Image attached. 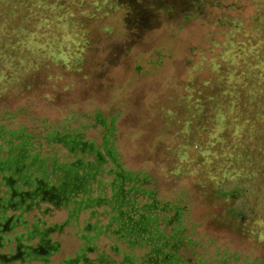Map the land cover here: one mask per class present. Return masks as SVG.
I'll list each match as a JSON object with an SVG mask.
<instances>
[{"label": "rangeland", "instance_id": "374dc122", "mask_svg": "<svg viewBox=\"0 0 264 264\" xmlns=\"http://www.w3.org/2000/svg\"><path fill=\"white\" fill-rule=\"evenodd\" d=\"M66 1L56 11H64L63 21L47 30L60 49L69 44L75 51L83 47L82 58L59 57L46 67L40 65L26 82L0 88V127L31 135L42 157L55 155L60 162L69 161V152L47 143L51 131L76 132L97 145L104 133H112L109 139L124 166L147 175L162 201L182 208V225L192 239L181 253L184 261L264 264V212L256 213L264 198L242 188L233 192L236 183L227 182L226 192L211 184L204 175L209 168L204 172L199 167L211 148L214 127L208 122L205 130L184 129L179 118L162 113L176 105L180 95L197 96L195 84L200 87L211 79L208 66L225 53L230 41L227 27L219 26L218 19L224 14L249 19L254 3L120 0L124 7L117 15L96 20L82 15L75 0ZM77 11L76 46L68 41L67 23L72 18L66 15ZM200 144L201 154L196 151ZM0 156L6 158V152L0 151ZM182 157L188 162L179 163ZM64 219L65 213L58 212L46 221L50 225ZM77 229L80 226L73 225L54 237L60 248L47 264H67L76 256L83 246ZM105 243L102 237L100 250ZM12 249L6 246L3 252ZM95 256L87 253L89 259Z\"/></svg>", "mask_w": 264, "mask_h": 264}, {"label": "trees", "instance_id": "16d2710c", "mask_svg": "<svg viewBox=\"0 0 264 264\" xmlns=\"http://www.w3.org/2000/svg\"><path fill=\"white\" fill-rule=\"evenodd\" d=\"M63 1L66 0H0V88H14L26 82L40 65L46 67L59 57L66 61L79 55L82 58L83 47L75 51V46L69 44L60 49V44L53 43L51 29L47 30L63 21L64 11L56 14ZM248 1L254 3L249 19H233L224 14L217 21L219 26L227 27L230 41L225 53L208 66L213 73L211 79L200 87L195 84L197 96L180 95L179 102L165 107L162 113L179 118L183 128L192 131L205 130L209 122L215 133L205 163L199 167L204 172L209 168L210 173L204 175L225 192L226 183L232 182L236 183L233 192L242 188L264 198V0ZM74 2L75 7L82 9V15L96 20L117 15L124 7L120 0ZM78 13L66 15L72 18L67 23L68 41L76 46L80 41L76 39L79 33L73 18ZM111 134L104 133L102 143L97 145L76 132L51 131L47 143L64 146L69 152V161L60 162L55 155L42 157L31 135L0 127V151L11 157L7 160L0 156V171L10 173L15 180L14 184L5 181L0 185V197L5 199V203L0 201L1 264L34 261L26 255L18 257L17 247L11 253L3 252L6 246L17 244L18 239L26 241L15 230L23 228L28 236L35 226L40 231L44 229L50 214L44 203L40 207L34 205L33 210L15 207L21 201L19 193L25 195V203L31 202L23 192L31 189V193L38 189L34 198H41L45 190L59 197L61 201L56 205L55 198L51 210L64 211L68 227L80 226L77 234L92 247L88 252L96 256L88 258L87 263L79 260V264H193L181 257L185 247L192 245L182 225V208L162 201L149 186L147 175L124 166L109 139ZM201 147L200 144L196 150L200 154ZM182 160L178 162H188L184 157ZM38 175L44 179L42 182L36 180ZM52 185L61 193L51 190ZM4 208L10 213L1 219ZM257 208L256 213L264 212V200ZM18 210L19 221L14 214ZM102 237L108 243L100 250L98 242Z\"/></svg>", "mask_w": 264, "mask_h": 264}, {"label": "flooded vegetation", "instance_id": "af4514ba", "mask_svg": "<svg viewBox=\"0 0 264 264\" xmlns=\"http://www.w3.org/2000/svg\"><path fill=\"white\" fill-rule=\"evenodd\" d=\"M6 158H7V160L9 158H11L10 154L7 153L6 154ZM25 160L27 161V160H29V158H27L25 156ZM36 180L38 182H42L44 179L41 178L40 175H38L36 177ZM5 181H7V183H9V181H13L12 182L13 184L15 183L13 175H11L10 173H6L5 171L2 170V171H0V185H2L3 182H5ZM51 190H56L58 193H61L54 185H52ZM37 191H38V189L33 191V193H31L32 189H31V191H29V190L23 191L24 194H26V197L31 199L30 203H25V200H24V196L25 195H23L22 193H19L18 195H19V197H21V201L19 202V204L16 203V205L15 204H13V205H15V207L18 205L16 208H18V207L23 208V206H26L28 210H33L34 205H36L37 207H40L41 203H44V205H45V207L47 209L46 212L49 211V213H50L47 216V218L48 217H50V218L54 217L55 214L58 213V212H64V211H61V210L60 211H55V210L52 211L51 210V209H53L51 207V205L54 203V199L55 198L57 199V201L55 202L56 205L61 201V199L59 197L53 195L50 191L48 192L47 190H45V191H43V196L41 198H34V197H36L35 195H36ZM62 192H64V191H62ZM15 193H16V191H14L11 194L12 195L11 196L12 200L14 198ZM32 194H34V195H32ZM63 194H65V193H63ZM4 200H5L4 198L0 197V201L1 202L5 203ZM2 204L3 203H1V205ZM16 208H15V210H17ZM7 212L10 213V210H8L7 208H4L3 209V213H2L3 216L1 217V219L6 218ZM20 212L21 211H19L17 213L14 212L16 218L21 216ZM17 221H19L18 218H17ZM1 224L2 223H0V225ZM43 225H44L43 231H40L39 227L35 226L34 230H32V234H29L28 236L26 234L27 231H25V229H23V228H19V229L15 230L16 231L15 234L20 233V234H22L21 235L22 239H26V241H23V240L20 241L18 239V240H16L17 244L13 243V248L17 247V255H18V257H23L24 255H26V256H28V258H32L34 260H36V259H38L39 261L50 260L51 257L55 254L56 249L58 251V249L60 248L59 241H57V239H54V237L55 236H59V235L62 236L64 233L67 232L66 230L68 228H71V227H68V226H70V223L67 224V222H65V220H63L61 223H52L50 225L46 221V223H44ZM65 225H66V227H65ZM0 241H3L2 237H0ZM84 244H85V242L83 241V245ZM88 251H92V247L87 246L85 244L84 248L81 247L80 251L76 253V256L73 259L69 260L68 262H70L72 264L73 263L74 264H79L78 263L79 260L80 261L83 260L86 263L89 262L88 257H87Z\"/></svg>", "mask_w": 264, "mask_h": 264}]
</instances>
